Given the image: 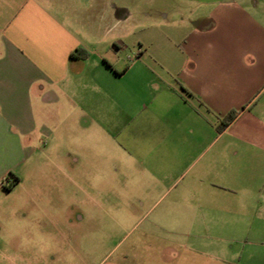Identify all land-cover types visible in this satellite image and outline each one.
<instances>
[{
  "label": "crops",
  "instance_id": "obj_1",
  "mask_svg": "<svg viewBox=\"0 0 264 264\" xmlns=\"http://www.w3.org/2000/svg\"><path fill=\"white\" fill-rule=\"evenodd\" d=\"M140 1L0 0V201L32 179L26 222L69 242L79 206L90 224L94 209L113 218L111 203L77 200V177L79 158L117 139L137 196L112 206L143 209L136 223L180 246L175 264H264V0Z\"/></svg>",
  "mask_w": 264,
  "mask_h": 264
},
{
  "label": "rangeland",
  "instance_id": "obj_2",
  "mask_svg": "<svg viewBox=\"0 0 264 264\" xmlns=\"http://www.w3.org/2000/svg\"><path fill=\"white\" fill-rule=\"evenodd\" d=\"M149 5L148 0H141L136 10L148 13ZM158 21V40L163 37L165 39L170 35V29L165 24L166 20L164 21L160 16ZM152 22L143 14V24L150 25ZM147 34L149 31L145 32L142 37ZM126 41L128 43V40ZM122 55L124 58L134 56L131 49H126ZM126 131L132 138L133 128H127ZM117 143L121 145L117 139L107 145H95L94 150L91 151L95 158L91 161L79 158L77 177V200L89 202V196L92 195L98 201L109 202L111 206L107 207V210L113 218L109 219L110 217L106 216V209H104L105 211L94 209V216L99 221L90 224L86 221L89 210L79 206L77 211L83 220L71 226L76 231L72 240L69 242L50 240L53 226L44 224L41 220L39 223L26 222L22 209L19 208L23 196L22 191L25 187L33 185V180L29 178L22 184V187L19 186L0 201V264H135L141 262L143 259L141 257H145L149 252L151 257L147 258V264H151L153 261L156 264H175L176 260L180 262L182 253L180 246L156 240L150 235L155 229L154 226L149 225L151 219H147L141 224L140 222L136 223L138 215L144 211L143 209H134L131 206L129 208L128 204L124 209L113 208L112 204L130 203L137 196L133 192V187L129 186V188L126 182L132 180L134 171L133 149L126 148L125 153ZM130 143L132 144V142ZM83 152L85 153V150ZM91 152L89 151V154ZM90 182H94L93 188ZM96 186L98 192L95 189ZM13 207H18L17 211L14 215H9L8 209ZM157 233L165 234L159 230ZM25 248H28L30 253L24 256L20 255L21 249L25 250ZM133 250L136 253L135 258L123 257L124 253H131ZM165 252L168 254L173 252L176 257L173 260H170V257L165 258ZM214 262L211 259V262L207 260L206 263L217 264Z\"/></svg>",
  "mask_w": 264,
  "mask_h": 264
},
{
  "label": "trees",
  "instance_id": "obj_3",
  "mask_svg": "<svg viewBox=\"0 0 264 264\" xmlns=\"http://www.w3.org/2000/svg\"><path fill=\"white\" fill-rule=\"evenodd\" d=\"M86 55L87 53H85L84 50L76 49L75 52L71 53L69 57L74 58V59H83L86 57ZM234 115L235 114L231 113V114L226 115L224 118H222L217 124L216 129L218 131H221L233 119ZM4 180L5 182H7V184L4 185V183L2 182L1 186L5 188L6 190H8L11 186L15 184V182L17 181V177L14 176L12 173H9V176H7Z\"/></svg>",
  "mask_w": 264,
  "mask_h": 264
}]
</instances>
